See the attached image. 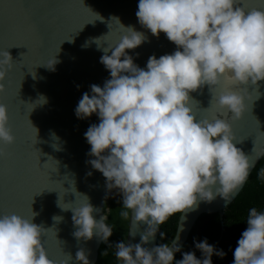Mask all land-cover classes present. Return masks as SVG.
Returning a JSON list of instances; mask_svg holds the SVG:
<instances>
[{"label":"clouds","instance_id":"obj_1","mask_svg":"<svg viewBox=\"0 0 264 264\" xmlns=\"http://www.w3.org/2000/svg\"><path fill=\"white\" fill-rule=\"evenodd\" d=\"M239 3L139 0L136 16L140 25L157 37L163 32L177 46L171 54L150 56L146 69L135 64L126 51L146 40L133 26L122 24L124 32L119 41L102 47L100 62L109 70L110 78L102 87L92 84L90 94L82 95L74 111L78 119L93 114L99 117V123L84 133L91 145L88 155L95 157L88 163L103 174L109 190L117 189L121 194L125 209L121 217L131 216L136 224L148 225L140 243H115L114 255L122 264H173L174 253L182 247L177 243L178 234L167 243L151 248L143 245L155 238L171 216L182 213L181 220L186 219L184 214L199 202H211L218 195L231 201L248 179L254 163L236 146L242 141L235 138L231 123L218 115L197 119L191 97L192 92L209 85L211 106L214 101L218 109L239 119L247 103L236 89H242L238 87L241 84L264 81V8L238 7ZM100 38H95L98 48ZM65 40L72 41L73 36ZM56 63L55 56L51 66L45 65L54 70ZM12 67L11 54L0 51V92L5 91L4 81ZM46 102L41 95L36 104ZM14 141L8 108L0 103V143ZM260 176L264 178V169ZM82 197L75 207L58 202L63 210L73 212V236L84 241L95 236L107 243L113 234V227L106 223L107 213L96 219L94 213L101 210L88 196ZM33 213L31 218L0 214V264H69L70 253L62 259L49 258L43 238L50 228L34 223ZM160 236L163 239L165 233L160 232ZM195 248L202 258L194 251L184 252L175 264H213L214 254L221 258L226 255L206 238L195 242ZM107 254V250L102 253ZM233 256V264H264V211L255 207L249 210L247 228ZM75 258L78 264H90L84 248Z\"/></svg>","mask_w":264,"mask_h":264},{"label":"water","instance_id":"obj_2","mask_svg":"<svg viewBox=\"0 0 264 264\" xmlns=\"http://www.w3.org/2000/svg\"><path fill=\"white\" fill-rule=\"evenodd\" d=\"M138 3L139 0H0V51L7 50L13 59L0 103L8 108L9 127L15 137L12 144L0 143V214L31 218L35 212L33 222L50 228L43 238L50 259H62L70 253L69 264H78L76 252L84 248L90 264H94L101 240L95 236L88 241L77 240L73 236V212L63 210L58 202L75 207L86 195L101 210L94 213L99 219L104 215L105 199L118 191L109 190L103 174L88 163L95 157L88 155L91 145L84 133L99 123V117L93 114L78 119L74 111L82 95L90 94L92 84L102 87L110 78L109 70L100 62L102 47L118 42L124 25L146 36L140 46L126 50L141 68L146 69L153 54L159 58L177 48L163 32L157 37L140 25L136 16ZM237 6L264 8V0H240ZM72 36V41L65 40ZM99 37L101 48L95 42ZM55 56L58 63L52 70L45 64L51 66ZM238 87L242 89L236 90L241 91L247 103L239 119L218 109L214 101L211 106L209 85L191 93L192 109L197 119L218 115L228 120L235 138L242 141L236 146L250 156L254 167L264 154V81ZM41 95L47 102L36 104ZM231 201L218 195L211 202H199L198 207L184 214L186 219L181 220L180 213L174 235H179L178 245L184 244L201 213L222 214ZM53 217L62 219L56 221ZM147 227L144 222L136 224L130 216L126 242L140 243ZM156 240L157 233L143 246L154 247Z\"/></svg>","mask_w":264,"mask_h":264},{"label":"trees","instance_id":"obj_3","mask_svg":"<svg viewBox=\"0 0 264 264\" xmlns=\"http://www.w3.org/2000/svg\"><path fill=\"white\" fill-rule=\"evenodd\" d=\"M264 169V154L252 168L247 181L236 195V197L223 209L222 214L218 212H204L199 215L190 229L188 236L177 252L175 260L183 258L184 252L194 251L197 258H202L201 252L195 248V242L205 238L210 244H213L218 250H223L226 255L221 258L217 255L212 256L213 264H233V252L237 247V241L242 232L247 228V217L249 210L253 207L258 211H264V178H261L260 172ZM122 197L117 191L116 195H109L103 204V212L107 213V221L113 227V234L109 237L107 243L101 240L97 258L94 264H121L115 257V243L127 241L129 219L121 217ZM130 211V210H129ZM180 213L171 216L157 232L156 246L161 243L170 242L176 232ZM160 232H164L162 239ZM109 244L111 246L109 247ZM107 250V255L102 253Z\"/></svg>","mask_w":264,"mask_h":264},{"label":"snow or ice","instance_id":"obj_4","mask_svg":"<svg viewBox=\"0 0 264 264\" xmlns=\"http://www.w3.org/2000/svg\"><path fill=\"white\" fill-rule=\"evenodd\" d=\"M245 7H247V6H245Z\"/></svg>","mask_w":264,"mask_h":264}]
</instances>
